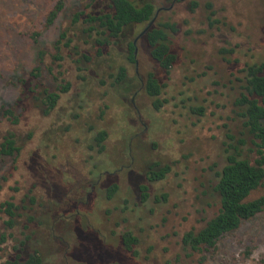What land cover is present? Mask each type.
I'll use <instances>...</instances> for the list:
<instances>
[{
  "label": "rangeland",
  "instance_id": "obj_1",
  "mask_svg": "<svg viewBox=\"0 0 264 264\" xmlns=\"http://www.w3.org/2000/svg\"><path fill=\"white\" fill-rule=\"evenodd\" d=\"M58 1L0 0V108L18 103V80L38 65L39 52L51 67L39 83L54 87L53 75L71 83L49 114L24 95L18 124L0 115V141L11 132L20 146L15 159L0 163V264H24L35 251L42 264H264V211L215 249L192 252L182 243L217 214L214 189L231 145L253 164L259 159L234 103L243 71L264 61V0H143L158 9L154 23L177 26L178 61L169 74L140 36L147 25L129 34L136 65L124 45L95 59L90 71L78 70L74 51L53 63L59 29L88 0H63L64 14L48 27ZM120 66L127 81L112 88L109 75ZM149 73L164 86L160 110L145 92ZM92 129L107 133L102 154L89 149ZM164 167L165 178L150 182L149 172ZM111 183L118 192L108 198ZM261 195L264 180L254 197ZM8 201L18 207L12 229L2 207ZM125 232L139 240L136 255L122 248Z\"/></svg>",
  "mask_w": 264,
  "mask_h": 264
},
{
  "label": "trees",
  "instance_id": "obj_2",
  "mask_svg": "<svg viewBox=\"0 0 264 264\" xmlns=\"http://www.w3.org/2000/svg\"><path fill=\"white\" fill-rule=\"evenodd\" d=\"M158 9L150 1L143 0H88L87 3L72 12L63 27L59 29L57 40L53 45V63L64 62L71 58V51L79 55L75 61L80 72L90 71V65L97 58L110 55L111 50H119L125 46V58L129 64L136 65L137 46L135 40H128L129 34L136 26L148 25L157 15ZM65 12V2L58 1L46 16L45 24L50 27ZM178 32L176 24L170 22L154 23L142 37L148 47L150 57L158 68L169 74L176 65L178 58L172 49V37ZM40 36L34 34V38ZM78 44H75V42ZM91 51L95 52V57ZM63 52H70L64 55ZM38 65L33 68L28 77L18 80L20 88L18 103L13 106H2L0 115L8 118L14 125L18 124L20 114H16V108L22 96L31 98L35 102L45 106V113L53 111L62 95L71 91V83H57L58 77L53 75L52 85L49 87L39 83L42 79V69L47 68L50 73L51 67L45 63L44 53H38ZM244 72L241 92L236 98L234 106L237 118L242 123L241 134L251 137L252 144L259 156L256 163L243 157L238 146H233V152L226 151V165L218 173V181L215 193L218 199L219 209L217 214L207 222L206 226L199 231L187 232L182 240L186 250L203 252L215 249L218 243L228 235L237 231L245 222L255 218L264 211V195L254 197V193L260 188L264 180V61L248 65ZM85 79V77H82ZM113 79L112 88L127 81V69L120 66L118 72L109 75ZM104 83V82H103ZM164 86L155 73H149L145 80V92L154 100L156 110L162 108L160 96ZM82 97V95L80 94ZM202 115L203 109H198ZM77 116L76 114L74 115ZM93 136L90 140V151L102 154L105 150L104 142L107 140L106 131L90 132ZM235 140V137L228 135ZM240 145L246 144V140L240 139ZM20 152V146L14 133H8L0 141V163L15 159ZM169 167L149 172L150 182H156L165 178ZM111 182V181H110ZM109 183V182H108ZM142 190H147L143 187ZM118 192L117 184H110L107 189L108 198H112ZM4 212L10 217L6 222L9 229L16 226L15 218L18 207L12 202L2 204ZM33 220L32 218L30 219ZM125 249L135 252L139 240L132 232H125L122 236ZM4 241V237H3ZM18 259H22L18 256ZM24 264H42L38 251L30 254L24 260ZM6 264H11L8 262ZM13 264H18L14 261Z\"/></svg>",
  "mask_w": 264,
  "mask_h": 264
},
{
  "label": "water",
  "instance_id": "obj_3",
  "mask_svg": "<svg viewBox=\"0 0 264 264\" xmlns=\"http://www.w3.org/2000/svg\"><path fill=\"white\" fill-rule=\"evenodd\" d=\"M158 13V12H157ZM156 18V17H155ZM155 18L153 19V21H151L147 26H146V28H145V30L141 33V37H143L144 36V34L150 29V28H152L153 27V25H154V22H155Z\"/></svg>",
  "mask_w": 264,
  "mask_h": 264
},
{
  "label": "flooded vegetation",
  "instance_id": "obj_4",
  "mask_svg": "<svg viewBox=\"0 0 264 264\" xmlns=\"http://www.w3.org/2000/svg\"><path fill=\"white\" fill-rule=\"evenodd\" d=\"M149 179V178H148ZM150 181V180H149ZM121 242H122V248L124 250L125 253H131L132 255L134 254V252H128L126 249H125V246H124V241H123V238H121ZM116 254H119L120 255V252L116 253ZM115 254V255H116Z\"/></svg>",
  "mask_w": 264,
  "mask_h": 264
}]
</instances>
